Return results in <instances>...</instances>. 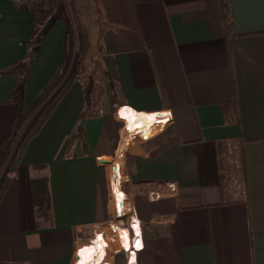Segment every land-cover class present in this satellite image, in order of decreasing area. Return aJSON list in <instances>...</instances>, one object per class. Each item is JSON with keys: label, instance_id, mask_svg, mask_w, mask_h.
<instances>
[{"label": "crops", "instance_id": "obj_1", "mask_svg": "<svg viewBox=\"0 0 264 264\" xmlns=\"http://www.w3.org/2000/svg\"><path fill=\"white\" fill-rule=\"evenodd\" d=\"M94 2L89 100L76 80L8 173L3 145L57 72L66 28L33 43L35 9L0 0V264H84L90 248L100 264L97 236L128 208L141 238L134 251L111 240L109 264H264V0H228L226 26L220 0ZM158 112L172 119L151 128ZM41 176L50 220L34 206Z\"/></svg>", "mask_w": 264, "mask_h": 264}, {"label": "rangeland", "instance_id": "obj_2", "mask_svg": "<svg viewBox=\"0 0 264 264\" xmlns=\"http://www.w3.org/2000/svg\"><path fill=\"white\" fill-rule=\"evenodd\" d=\"M28 5L31 8L35 9L38 20L42 22V25L36 28V39L33 43L37 44L48 27L52 23L59 21L66 28V36L68 37L70 51L68 62L65 68L62 70L60 79L57 81L55 87L44 97V99L38 104V106H36L34 109L29 110V115L27 118H23V122H19L20 117H18L17 122H19V125L17 123L11 143V150H14V156L16 155L15 153L17 152L18 144L22 139L27 137L38 115L43 111L44 107L51 102L56 92L68 79L70 73L73 72L74 65L76 62H78L79 51L82 45V43L80 44V41L82 42V39H84L85 42L88 43V50H86L85 52L83 51L79 58L82 61V69L79 71L80 79H83L85 81L88 76H93L92 74L98 66L101 53V48L98 40L101 21L94 0H40L37 3L30 2L28 3ZM31 53L32 52H30V56ZM69 66H71V68H69ZM13 162L14 158L11 164H13ZM125 226L129 227L126 223ZM104 231L105 233L102 234L103 238L106 240L111 234H114L107 223L106 225H104ZM115 239L117 242V237ZM97 244L95 250H92V252L93 254L97 256L99 254L100 256V254L103 252V249L100 251L101 247H99V245L97 247ZM83 258L85 262L84 264H87V253L83 254Z\"/></svg>", "mask_w": 264, "mask_h": 264}, {"label": "trees", "instance_id": "obj_3", "mask_svg": "<svg viewBox=\"0 0 264 264\" xmlns=\"http://www.w3.org/2000/svg\"><path fill=\"white\" fill-rule=\"evenodd\" d=\"M220 6L222 11V17L224 21V25L226 26L227 23L230 21V17L228 15V0H220ZM81 48L79 51V58L82 54V52L88 50V43L85 42L84 39H82V42L80 41ZM83 47V48H82ZM84 49V50H83ZM69 42L68 37L66 36L65 41V53L62 62L60 63V66L58 67L57 72L51 79V81L47 84V86L44 88V90L40 93L36 101L33 103V105L26 110L24 114L20 116L19 122H23V118H27L29 115V110L34 109L42 100L44 97L50 93V91L55 87L57 81L60 79L62 70L65 68L68 59H69ZM78 58V62L75 63L73 72L70 73L68 76V79L62 84V86L59 88V90L56 92L54 97L52 98L51 102L46 105L43 109V111L38 115L34 125L32 126L30 132L28 133L27 137L22 139L20 143L18 144L17 152L15 153L14 162L11 164L8 168V173L13 172L15 165H17L20 156L22 154V151L26 145V143L30 140V138L33 136V134L40 128V126L45 122L47 117L53 112L58 102L62 99L64 94L67 92V90L72 86V84L80 79L79 71L82 69V61ZM85 98L86 101L89 100L92 88H93V79L92 76H88L85 80ZM111 85V81H110ZM18 122V125H19ZM12 140H9L6 142L3 147L4 151L1 155V161L3 162L5 159L6 151L11 147ZM1 162H0V168H1ZM10 177L8 175H4L0 181V202L4 196L5 191L8 188V185L10 183ZM32 194H33V201L34 206L36 209V213L38 217L44 218L46 220H50L52 218V208H51V196L49 191V184H48V178L47 176H41V177H34L32 179Z\"/></svg>", "mask_w": 264, "mask_h": 264}, {"label": "bare ground", "instance_id": "obj_4", "mask_svg": "<svg viewBox=\"0 0 264 264\" xmlns=\"http://www.w3.org/2000/svg\"><path fill=\"white\" fill-rule=\"evenodd\" d=\"M145 119H146V116H144L143 114L134 113L133 115H131L130 121L132 123H136V122H139V121L145 120ZM138 126L141 127L143 125H138ZM130 128L132 129L133 126H130ZM131 133H134V132L131 131ZM136 134H138V133H136ZM145 135L148 136L149 134H145ZM124 142H125V140H124ZM110 163H111L110 160H107L105 162V164H110ZM114 164L116 165V167H117V169L119 171V174H123V170H122L121 165L118 162H115ZM122 204L127 205V199H126V197H125L124 194H123V197H122ZM127 207H128V205H127ZM121 215H119L117 217V219L109 225L110 226V229L114 232V234H111L110 235L111 237L109 236L108 239L106 240V239L103 238V236L101 234H99L97 236V238L100 239L101 243L103 242L101 245L104 246V247L107 246L106 249L101 246L102 249H103V252H102L103 255H102V253L100 254V258H99L100 264H109L108 261L106 260V258H107L106 255H107V250L109 248V244H110V241L111 240H112V242L113 241H116L115 238L117 237V239H118L117 242H118L119 245L125 244V245L129 246L130 245V242H131V239H132V246L133 247L131 249H133V251H134L135 250L134 244L136 245V233H137V237L138 238H141L140 237V231H141V229H140V225H139V220L136 218V216H133L132 215V212H131L130 208H128V210L126 211L125 214H121ZM125 223L129 227H126L125 226ZM130 232H131L132 235L130 234ZM130 236H131V238H130ZM110 238H112V239H110ZM121 248L124 251L128 252V250H127L126 247H121ZM130 252H132V251H130ZM87 254H90L91 255V248L87 250ZM78 257L80 259V255Z\"/></svg>", "mask_w": 264, "mask_h": 264}, {"label": "built area", "instance_id": "obj_5", "mask_svg": "<svg viewBox=\"0 0 264 264\" xmlns=\"http://www.w3.org/2000/svg\"><path fill=\"white\" fill-rule=\"evenodd\" d=\"M18 2H21V3H30V2H39L40 0H17ZM154 119H153V122H152V127H155V126H159V125H165L167 124L171 119H172V114L170 112H158L156 113L154 116ZM150 128V129H151ZM145 137V136H144ZM171 188L174 189V186L171 185ZM131 234V232H130ZM78 256H79V253H78ZM78 264H80L79 260H78Z\"/></svg>", "mask_w": 264, "mask_h": 264}, {"label": "water", "instance_id": "obj_6", "mask_svg": "<svg viewBox=\"0 0 264 264\" xmlns=\"http://www.w3.org/2000/svg\"><path fill=\"white\" fill-rule=\"evenodd\" d=\"M83 125H84V120L82 119V120L80 121V127H83ZM78 259H79V257L77 256V259H76L75 264H78Z\"/></svg>", "mask_w": 264, "mask_h": 264}]
</instances>
